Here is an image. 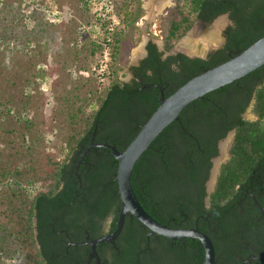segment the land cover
Returning <instances> with one entry per match:
<instances>
[{"label":"trees","instance_id":"1","mask_svg":"<svg viewBox=\"0 0 264 264\" xmlns=\"http://www.w3.org/2000/svg\"><path fill=\"white\" fill-rule=\"evenodd\" d=\"M189 7V15L184 13L182 5L171 12L164 50L170 51L174 41L190 30L192 15L211 22L229 13L234 27L225 32V45L207 59L183 54L163 59V53L149 43L148 56L132 69L136 73L134 79L121 82L116 78L96 98L87 116L80 120L79 108L70 118L74 124L79 118L77 123L83 126L70 134L64 161L44 177H37L31 171L22 174L26 180L23 179L25 184L19 188L32 195L27 212L14 210V214L5 216L0 210V214L17 228L10 236L20 242L26 264H71L70 258L61 257L67 246L62 233L70 231L75 242L84 241L87 236L95 239L104 234L108 219L112 220L111 230L116 229L121 209L116 179L118 161L112 151L100 147H92L82 158L91 143L125 150L160 106L161 93L169 97L194 77L239 55L264 37V0H189ZM135 19L129 17L123 22ZM112 37L114 42L108 44L113 51L111 60L115 61L121 33L116 32ZM94 45L93 54L101 51L99 44ZM113 71L116 68L110 64L108 72ZM253 94L252 114L256 119L251 121L243 119L241 113ZM9 113L6 109L1 118ZM28 125L27 129L32 128L33 123L28 122ZM232 129H236V134L229 159L220 167L207 207L206 183L213 167L212 160L218 155V142ZM9 172L11 168H1L0 176L5 174L6 177ZM14 172L19 173L18 170ZM263 177L264 66L190 104L179 121L168 126L139 159L133 171L132 186L141 205L159 223L170 228L197 227L213 243L216 228L221 224L224 233H230L237 245L248 244L260 253L256 256H260L264 252V215L259 207L243 199L246 197L249 201L247 193H253L264 207ZM38 182L45 186L43 190L35 189ZM14 197L8 193L0 204H10ZM148 234L144 225L127 215L123 231L115 241L117 248L112 241L102 243L108 251V264H137L132 263L136 248L139 249L136 259L139 264L164 261L167 264H203L204 251L198 240H172L156 234L148 237ZM235 251L232 252L233 260ZM0 252L4 253L5 248H0ZM90 252L89 246L84 257ZM248 253L250 249L240 255L245 257ZM256 262L264 264L260 258Z\"/></svg>","mask_w":264,"mask_h":264},{"label":"rangeland","instance_id":"2","mask_svg":"<svg viewBox=\"0 0 264 264\" xmlns=\"http://www.w3.org/2000/svg\"><path fill=\"white\" fill-rule=\"evenodd\" d=\"M149 2L0 0V169H12L6 177L0 176V201L8 193L15 196L10 204H0L5 216L27 212L32 195L19 188L25 184L22 174L31 171L37 177L49 175L66 158L70 134L82 129V123L77 122L90 113L100 93L116 78L121 82L131 81L130 67L142 58L134 57V50L143 45L145 38L146 43L152 40L165 51L163 43L175 3L183 6L186 15L190 13L189 0H172L173 9L168 15H164V10L154 17L148 9ZM129 17L136 19L124 23L123 19L129 20ZM223 19L217 43L209 45L212 50L221 48L229 26L226 16L203 29L192 15L190 30L174 41L173 48L165 51L164 57L177 52L189 55L190 52L181 48L187 44H192V50L200 53L214 24ZM116 32L121 37L116 60L112 61L113 51L108 42H114L112 36ZM94 44L102 47L95 54L92 53ZM110 64L116 68L111 74ZM79 108L82 113L74 124L70 118ZM6 109L10 113L1 118ZM246 118L256 119L249 111ZM28 122L33 123L32 128H26ZM231 141L232 137L225 144L226 156ZM34 187L39 191L45 188L42 182ZM26 191L30 192L28 187ZM4 215L0 214V248H5L4 253L0 252V264H26L20 242L10 236L17 228L7 223Z\"/></svg>","mask_w":264,"mask_h":264},{"label":"water","instance_id":"3","mask_svg":"<svg viewBox=\"0 0 264 264\" xmlns=\"http://www.w3.org/2000/svg\"><path fill=\"white\" fill-rule=\"evenodd\" d=\"M212 51L211 48L206 51L205 54L186 55L190 58L206 59ZM262 66H264V37L239 55L194 77L169 97L165 98L164 94L161 93L162 100L160 106L142 126L141 130L125 150L120 151L117 147L109 144H90L83 153L82 158L92 147H100L112 151L114 157L118 161L116 179L118 182V192L121 198V209L115 231L89 242L92 248L91 257L97 256V246L99 244L115 241L123 231L127 215L130 214L150 230V233L172 240H198L204 248V264H216L215 247L213 241L207 234L201 232L197 228H170L159 223L144 209L135 195L132 186V175L142 155L150 149L152 143L168 126L179 121L181 113L190 104L202 99L211 92L239 81ZM220 162L219 159L214 161V168L212 169L209 182V192L211 186L216 182L220 169ZM77 169L78 167L76 170Z\"/></svg>","mask_w":264,"mask_h":264},{"label":"flooded vegetation","instance_id":"4","mask_svg":"<svg viewBox=\"0 0 264 264\" xmlns=\"http://www.w3.org/2000/svg\"><path fill=\"white\" fill-rule=\"evenodd\" d=\"M171 5H172V0H171ZM176 6H177V4L175 3L173 8H175ZM173 8H171V7L166 8L165 11H164V15L165 16L168 15L169 12L171 11V9H173ZM222 16H226V19L228 20V23H229L228 24L229 26L225 30V32H226L229 28H233L234 27V21L231 19L229 13H225L223 15H220L217 18H220ZM196 19H197L198 24L200 25V27L203 28V29L206 28L208 25L212 24V22H214L216 20V19H214L211 22H206V21H204V20H202L200 18H196ZM159 27H160V24H159ZM156 35L157 34H154V36H156ZM224 37H225V43H226V35H225V33H224ZM149 43L154 44L158 48V51L162 52L159 49L158 45L154 41L149 40L147 43H145L144 52L142 53V55H140V56H142V58L138 61V63L136 65H133V66L130 67V72H131V77H132L131 80L134 79V76L136 74V73H133L132 69L134 67H138L141 64V62L148 56L147 47H148ZM163 47H164V43H163ZM192 47H193L192 44L191 45L187 44L185 46H181L182 49H184L187 52H190L191 55L192 54L194 55L195 52L192 50ZM221 48H219L217 50H213L209 55L215 53L216 51L220 50ZM162 53H163V55H162L163 59H165V58H167L169 56H176L178 54H183V55L187 56L186 53L177 52V53H170L166 57H164L165 51H163ZM253 103H254V94H253V97L251 98L247 108L245 109V111L243 113H241V116H242L243 119H247L246 117H247V112L248 111L252 114ZM251 121H254V120H251ZM235 134H236V129H232L231 131H229L227 133V135L223 139H221L218 142V145H217L218 155H217V157H215L212 160V162H213L212 169L214 168V161H216V160H218V159H220L222 157V159H220L221 160L220 167H221V165L225 161H227L229 159V149H230L231 144H230L229 148L227 149V156L224 153L225 144H226V142H228L229 138L232 137V140H233ZM231 143H232V141H231ZM212 169L210 171V177H209V179H208V181L206 183L207 197L205 199V205L207 207L209 206L210 194L212 193V191L214 189V186L216 184V182H215L211 186V189H210V192H209V182H210L211 175H212ZM263 181H264V177L262 179V182ZM251 184H253V183H251ZM251 187L252 186L248 187V189L250 190ZM249 190H247V191H249ZM247 194H248L247 196L249 197V201L246 200V197H244L243 201H245L247 204H249V202H250L253 207H259L261 213L264 215V207H262L259 204L257 196H255L253 193H249V192ZM261 195H263V194H261ZM111 221H112L111 219H108V222L105 223V228L106 229L104 231V234L102 236L98 237V238H101V237H103L105 235H108L110 233H113L115 231V229L111 230V228H110V224L109 223H111ZM258 221H260V219ZM193 228H197V227H193ZM177 229H187V228L177 227ZM62 235L64 236L65 239H67V241H66L67 242V246L64 248V252L65 253L63 255L61 254L62 255L61 257L62 258H66V259L70 258L72 260L71 264H108L110 262V258H109V255H108L107 248L104 247L103 244L102 245L99 244L97 246V256L91 257L92 252H90V254L87 257H84V254H85L84 252L87 250V247H89V246L91 247L89 242L93 241V240H96L98 238L91 239L90 236H87L84 241L75 242L72 239V235L70 234V231H66V233H62ZM152 235H153V233H150V230H149L148 237L152 236ZM119 236L115 239V241H117ZM215 237H216L215 238V242H214L215 244L214 243L213 244H214V247H215L216 264H234V262L236 264H238V263H241V264H259V263L256 262V260L258 258L264 260V252L260 256L259 255L256 256L257 254H260V253L255 252L254 247L249 246L248 244H246L245 246H243L242 244L241 245H237L236 241L233 239V236H231L230 233H224V229L221 228V224H220V226L218 228H216ZM177 240H180V239H177ZM115 241H112L111 243L114 244V248H117ZM234 243H235V245H234ZM202 247H203V245H202ZM236 249H237V251H235ZM247 249H250V253H248L247 256L244 257V256L240 255V254L244 253L245 251H247ZM203 251H204V248H203ZM233 251H235V253H234L235 259L234 260L232 259V252ZM134 255H135V258L132 261V263L135 262V263L139 264V262L136 260L138 258V255H139V249L136 248ZM164 262H157L155 264H167V263H164ZM147 264H153V263L147 262ZM203 264H204V262H203Z\"/></svg>","mask_w":264,"mask_h":264},{"label":"bare ground","instance_id":"5","mask_svg":"<svg viewBox=\"0 0 264 264\" xmlns=\"http://www.w3.org/2000/svg\"><path fill=\"white\" fill-rule=\"evenodd\" d=\"M148 5H149L148 9H150V14L152 15V13H153V15L155 17L156 15L162 14V12L166 8L171 6V0H150ZM150 17H148V18H150ZM223 24H224V19L219 20L214 24V30L208 35V38L204 41V43H205L204 49H202V51L200 53H195L194 55L205 54L206 51L211 49L210 46L215 45V44L211 45L213 42L217 43L216 42L217 41V34L219 33L218 31L221 30L220 28ZM146 41H147V39L145 38L143 45L146 43ZM143 45L140 48L134 50V55H133L134 57L138 58L144 52V49H142Z\"/></svg>","mask_w":264,"mask_h":264}]
</instances>
